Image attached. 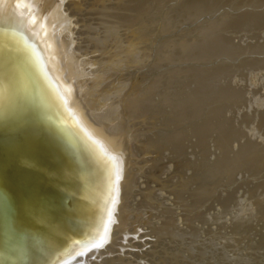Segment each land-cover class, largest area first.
I'll use <instances>...</instances> for the list:
<instances>
[{"label": "rangeland", "instance_id": "obj_1", "mask_svg": "<svg viewBox=\"0 0 264 264\" xmlns=\"http://www.w3.org/2000/svg\"><path fill=\"white\" fill-rule=\"evenodd\" d=\"M15 15L31 44L0 30L9 64L64 92L111 194L50 264H264V0L0 4ZM85 162L79 197L99 184Z\"/></svg>", "mask_w": 264, "mask_h": 264}, {"label": "bare ground", "instance_id": "obj_2", "mask_svg": "<svg viewBox=\"0 0 264 264\" xmlns=\"http://www.w3.org/2000/svg\"><path fill=\"white\" fill-rule=\"evenodd\" d=\"M21 22L20 15L0 18V30L24 48L31 43L23 37ZM11 56L0 47V264H50L61 259L68 263L75 251L72 236L82 235L89 219L99 226L101 219L110 217L100 204L82 210L86 198L97 194L101 201L111 195L96 177L95 163L100 160L90 158L102 151V143L79 130L72 112L65 116L59 87L48 82L37 87L33 79L22 76L19 66L9 64ZM83 159L89 160L87 170L99 184L79 197Z\"/></svg>", "mask_w": 264, "mask_h": 264}]
</instances>
